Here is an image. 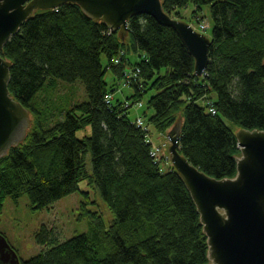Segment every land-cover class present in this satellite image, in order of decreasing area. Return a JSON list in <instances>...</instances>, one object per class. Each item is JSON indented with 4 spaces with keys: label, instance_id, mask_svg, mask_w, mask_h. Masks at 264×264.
<instances>
[{
    "label": "trees",
    "instance_id": "obj_1",
    "mask_svg": "<svg viewBox=\"0 0 264 264\" xmlns=\"http://www.w3.org/2000/svg\"><path fill=\"white\" fill-rule=\"evenodd\" d=\"M161 1L166 14L182 21L181 11L192 4L198 25L203 7L210 8L203 76L173 28L137 16L123 40L72 3L38 11L1 51L12 64L10 95L30 112L31 128L0 159V213L8 197L26 194L32 208L42 210L74 193L90 155L92 181L116 216L107 228L99 213L87 211L89 232L62 243L44 228L37 242L47 248L21 264H210L191 193L172 164L161 170L148 131L129 112L152 93L147 126L168 133L181 121L180 153L211 178H234L241 151L224 119L236 131L264 132V0ZM109 71L133 90L130 98H115V83L105 80ZM56 80L80 81L88 101L60 110L58 100H44ZM57 114L62 118L54 122ZM87 127L91 135L78 138Z\"/></svg>",
    "mask_w": 264,
    "mask_h": 264
},
{
    "label": "water",
    "instance_id": "obj_2",
    "mask_svg": "<svg viewBox=\"0 0 264 264\" xmlns=\"http://www.w3.org/2000/svg\"><path fill=\"white\" fill-rule=\"evenodd\" d=\"M67 3L77 4L90 20L106 24L123 40L133 17L149 16L176 31L195 61L197 76L206 72L211 40L166 14L161 0H0V159L24 142L31 128L30 112L10 95L12 64L1 51L38 11L56 10ZM181 126L180 121L168 133L169 158L197 206L210 263L264 264V132L235 133L241 151L237 175L218 180L180 153ZM0 264H21L1 233Z\"/></svg>",
    "mask_w": 264,
    "mask_h": 264
},
{
    "label": "rangeland",
    "instance_id": "obj_3",
    "mask_svg": "<svg viewBox=\"0 0 264 264\" xmlns=\"http://www.w3.org/2000/svg\"><path fill=\"white\" fill-rule=\"evenodd\" d=\"M195 10L194 6L190 4L187 9L181 11L185 22L194 27H198V22L192 18V13ZM199 17L203 19L201 23L208 26L206 31L202 34L210 39L213 32V19L210 8L203 7ZM133 62L138 58L135 56L130 57ZM102 63L104 67L107 66L108 59L102 56ZM128 69V68H127ZM130 72V69L127 70ZM165 70H162V74ZM106 82L109 87L114 83L117 91L115 98L117 100H127L133 94V90L125 87L123 80L119 81L115 78L111 71L106 74ZM152 93H149L142 101V107L138 105L132 107L129 112V118L136 121L142 118L144 123H148V119L153 115V111L148 109V99ZM43 99H53L57 101L60 110L68 109L79 103L87 102L88 96L84 85L77 81L76 83H67L61 80H56L54 94H43ZM144 113L147 116L144 117ZM61 114H57L55 121L62 118ZM224 123L230 127L233 132L236 127L230 121L224 119ZM150 135V143L152 149L158 153V161H160L161 170L164 172L169 171L171 161L169 156L170 142L168 140V133H161L153 126L148 127ZM91 135V128L87 127L84 130L77 132V137L84 139ZM87 176L79 182L78 189L51 204L45 209L35 210L32 208L29 197L24 194L17 201L8 197L5 201L3 211L0 213V233L8 240L12 248H14L19 255L21 261H27L42 253L47 247L41 246L37 242V235L42 232L44 228L48 231H53L58 242L62 243L72 239L78 235L89 232V218L87 211L99 213L104 221L105 226L108 228L115 220V214L109 209L107 203L102 198L95 182L92 181L93 168L91 156L88 155L86 159Z\"/></svg>",
    "mask_w": 264,
    "mask_h": 264
},
{
    "label": "built area",
    "instance_id": "obj_4",
    "mask_svg": "<svg viewBox=\"0 0 264 264\" xmlns=\"http://www.w3.org/2000/svg\"><path fill=\"white\" fill-rule=\"evenodd\" d=\"M55 11H58V9H56ZM207 28H208L207 25L201 24V25H199L198 29H195V30H198V31H205ZM115 63H119V61H115ZM128 79H132V76L129 75V76H128ZM106 99H107V102L109 103V102L112 100V96H107ZM138 106H139V108H140V107H141V104L138 105ZM211 112H212L213 114H215V112H214L213 110H211ZM136 124H137L138 127H141V128H143L144 130H146V126H145V124H144V122H143V120H142L141 118H139V119L136 121ZM158 153H159V150H157V151L153 150V151L151 152V155H152V157L157 158Z\"/></svg>",
    "mask_w": 264,
    "mask_h": 264
}]
</instances>
